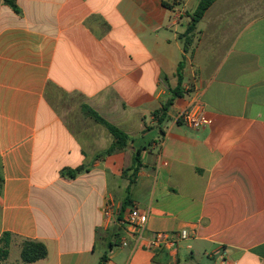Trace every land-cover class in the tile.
<instances>
[{"label":"crops","instance_id":"0c3cea01","mask_svg":"<svg viewBox=\"0 0 264 264\" xmlns=\"http://www.w3.org/2000/svg\"><path fill=\"white\" fill-rule=\"evenodd\" d=\"M12 1L0 0V264H264V0H214L187 51L199 0ZM194 102L200 128L177 120ZM83 105L134 141L99 156L113 136ZM132 206L148 214L142 238L121 222ZM181 230L174 248L147 247ZM25 240L46 256L23 262Z\"/></svg>","mask_w":264,"mask_h":264},{"label":"trees","instance_id":"16d2710c","mask_svg":"<svg viewBox=\"0 0 264 264\" xmlns=\"http://www.w3.org/2000/svg\"><path fill=\"white\" fill-rule=\"evenodd\" d=\"M4 1L6 4L11 6L14 10L17 9L12 0H4ZM213 1L214 0H199L196 9L193 11L191 15V22L187 27L186 33L184 34L183 49L185 51L188 50V47L191 44L192 37L190 36V34L195 29L196 23L201 19L205 10L211 5ZM177 76H178L179 83H178V86L172 91L171 98L168 99L160 108L156 109L153 112V116L156 118L157 123L159 125L166 119L167 110L169 106L172 104L174 97H177L179 95L180 82L182 78L180 65L177 70ZM82 111L84 115L91 117L95 122L105 127L109 131V133H111V135L113 136V142L111 143V145L99 156L109 155L118 149H123L126 146L128 141H132V142L134 141V139L130 138L120 129H118L117 127L113 126L112 124L102 119L97 113H95L92 109H90L86 105L82 106ZM144 148H145L144 146L135 147L133 157H132V165L130 168L125 170L127 172H130V174L127 175V178H128L127 191L134 184L136 173L139 170V168L142 166L141 160H140V154ZM79 170L80 169L72 170V171L69 170V171L61 173V175L64 177L72 178L76 175V173ZM0 181H1V178H0ZM127 202H128V198H126L121 203V213L125 209ZM9 240H10L9 233H3V235L0 237V262L4 260L7 256ZM46 254H47L46 248L42 243L35 242V241H28V240H25L22 242L21 260L23 262L25 263L35 262L37 260L43 259L46 256Z\"/></svg>","mask_w":264,"mask_h":264},{"label":"built area","instance_id":"2783aa9c","mask_svg":"<svg viewBox=\"0 0 264 264\" xmlns=\"http://www.w3.org/2000/svg\"><path fill=\"white\" fill-rule=\"evenodd\" d=\"M178 121H182L185 125L190 128H200L209 123V118L205 115L202 106L199 103L194 102L188 109L181 111L177 116ZM103 213L106 216L110 214H115L120 216L121 206L107 203L103 207ZM148 219V214L146 212H141L136 206L128 211L126 219L121 222L131 227L139 238H142L146 223ZM188 234L185 230H181L179 233H169V232H155L146 241L147 247L149 249H156L162 246H168L174 248L178 239H185Z\"/></svg>","mask_w":264,"mask_h":264},{"label":"rangeland","instance_id":"374dc122","mask_svg":"<svg viewBox=\"0 0 264 264\" xmlns=\"http://www.w3.org/2000/svg\"><path fill=\"white\" fill-rule=\"evenodd\" d=\"M149 135H153V133H147V136H145L144 138L138 140V144H145V143L148 141V139L150 138ZM125 173H126V174H125ZM129 174H130V172H127V171H124V172H123V176H127V175H129ZM119 205L121 206V204H119ZM117 206H118V205H117Z\"/></svg>","mask_w":264,"mask_h":264}]
</instances>
